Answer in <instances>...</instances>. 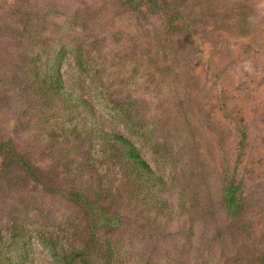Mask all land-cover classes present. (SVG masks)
<instances>
[{
  "label": "rangeland",
  "instance_id": "rangeland-1",
  "mask_svg": "<svg viewBox=\"0 0 264 264\" xmlns=\"http://www.w3.org/2000/svg\"><path fill=\"white\" fill-rule=\"evenodd\" d=\"M156 1L0 0V264H264V0Z\"/></svg>",
  "mask_w": 264,
  "mask_h": 264
},
{
  "label": "trees",
  "instance_id": "trees-1",
  "mask_svg": "<svg viewBox=\"0 0 264 264\" xmlns=\"http://www.w3.org/2000/svg\"><path fill=\"white\" fill-rule=\"evenodd\" d=\"M144 1L147 5L166 14L168 19H175L176 17H178L176 14H172L171 12L166 10L165 7L156 0ZM35 87L43 96H46L52 101L59 102L65 110L71 113H73V111L82 104L88 111H93L92 105L88 100H85V98L75 95L72 91L69 90L65 80L61 76L59 68H51L48 73L44 75L37 74L35 80ZM89 129L91 135L96 134L99 131L97 126L94 124L93 120L91 121ZM104 137L107 139L105 140L106 142H109L111 140L112 143V141H115L117 144H115L114 147H117L118 145L123 146L126 150L125 155L128 159L132 161L133 164H135V167L138 170L142 169L143 171H151L150 168L142 160L135 146L128 139H124L118 136L117 134H113V136H111L108 133H105ZM114 137L115 139H113ZM154 179L157 180L156 178ZM227 194L228 208L232 211H235L238 207V197L236 195V188L233 184L228 187Z\"/></svg>",
  "mask_w": 264,
  "mask_h": 264
}]
</instances>
